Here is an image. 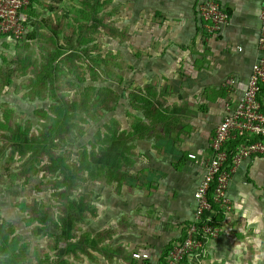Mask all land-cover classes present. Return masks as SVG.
Listing matches in <instances>:
<instances>
[{
  "label": "rangeland",
  "instance_id": "obj_1",
  "mask_svg": "<svg viewBox=\"0 0 264 264\" xmlns=\"http://www.w3.org/2000/svg\"><path fill=\"white\" fill-rule=\"evenodd\" d=\"M131 1L32 0L28 10L32 20L25 24L23 37L0 41V120L5 116L14 132L19 126L26 129L29 141L45 142L35 155H22L12 147L10 131L0 132V237H16L15 256L0 250V264H83V241L110 237L106 227L98 225V205L109 179L95 178L94 171L81 172L89 148L94 166L104 157L105 150L99 155L95 144L97 128L109 124L122 131L125 126L119 93L124 92ZM133 2L139 8L142 0ZM100 89H109L112 99L94 107ZM108 106L113 107L110 112ZM59 109L62 128L49 135L51 116ZM87 123L93 127L86 130ZM80 157L74 170L79 177L67 191L60 186L64 174H59L55 161L65 159L73 166ZM261 157L257 170L242 180L240 223L232 230L239 234L234 237L239 249L231 255L225 252L224 257L211 258L207 253L205 258L201 254L205 244L201 257H192L191 264H221L222 258L224 264H264ZM218 229L217 238L223 232Z\"/></svg>",
  "mask_w": 264,
  "mask_h": 264
},
{
  "label": "crops",
  "instance_id": "obj_2",
  "mask_svg": "<svg viewBox=\"0 0 264 264\" xmlns=\"http://www.w3.org/2000/svg\"><path fill=\"white\" fill-rule=\"evenodd\" d=\"M133 1L124 43V92L119 93L124 154L117 155L116 168L111 165L108 190L98 205L99 228L106 227L110 237L84 240L83 264L168 260L166 250L169 256L193 219L194 194L211 155L209 138L226 105L244 95L260 57L257 15L264 0H215L229 19L208 40L198 16L202 0H142L139 8ZM261 156L235 164L229 182L232 212L218 225L220 237L205 243L203 257L239 249L234 239L239 234L232 230L240 223L242 180L257 170Z\"/></svg>",
  "mask_w": 264,
  "mask_h": 264
},
{
  "label": "built area",
  "instance_id": "obj_3",
  "mask_svg": "<svg viewBox=\"0 0 264 264\" xmlns=\"http://www.w3.org/2000/svg\"><path fill=\"white\" fill-rule=\"evenodd\" d=\"M27 0H0V37L18 40L23 37L26 25L21 11ZM198 16L203 22L206 40L228 23L229 14L215 0H202ZM259 36L257 45L260 57L248 78L244 95L235 105H226L222 120L209 138L211 155L205 173L194 197L196 207L193 219L186 226L185 237L172 245L166 264H179L184 257H198L210 239H216L219 227L213 224L217 210L227 213L232 208L229 182L235 173V164L241 160L264 155V2L257 15ZM243 138L235 147L233 165L225 167L229 143ZM252 138V139H250Z\"/></svg>",
  "mask_w": 264,
  "mask_h": 264
},
{
  "label": "trees",
  "instance_id": "obj_4",
  "mask_svg": "<svg viewBox=\"0 0 264 264\" xmlns=\"http://www.w3.org/2000/svg\"><path fill=\"white\" fill-rule=\"evenodd\" d=\"M32 1V0H30ZM30 1L27 0V5L26 7L21 11V16L23 19V23L28 24L31 16L29 15L28 10H30ZM28 17V20L26 19ZM109 89H100L98 95V99L95 103L94 107H98L101 106L103 104H106L105 99L109 100L112 99L111 95L108 94ZM105 93H107V95H105ZM261 94H264V83L261 85V90H260ZM113 107L108 106L107 112H110V110ZM56 115H52L51 116V120H52V125L50 126L51 129L49 131V135H51V133H58L59 130H61L62 128V123H60V117L63 114V110L59 109L58 111L55 112ZM1 114H3V112H1ZM55 116H57L58 118H56ZM6 117L4 116L3 121L0 120V132L3 131H10V137H9V141L10 143H12V147L15 148L16 150H18L22 155L26 152H30L31 154L35 155L38 151H41V149L44 148V141L43 139H41L38 142H32L29 141L27 138H25L26 136V131L24 130V128L22 127H18L16 132H14V130L12 131L10 128L6 125ZM93 127L92 124H85V128L87 130V128ZM96 135L97 138L95 139V144L98 147L99 150V155L101 154V152L103 150H105V154L104 157L102 156L101 158H98V160H96V165L94 166V162H95V155L93 153L92 149H88V151H85L83 154V159L85 161L86 166H82V174L85 173H92L94 171V175L95 178L96 176L105 180L109 179V173H110V168L111 165L114 166V168H116L118 164L117 159V155H122L124 154V132L123 130L120 131L118 129H114L113 127H111L109 124L107 125H100V127L97 128ZM252 139V138H250ZM241 140H243V138H240L237 141H233L231 142V144L229 145V147L227 148V161L225 163V167L229 168L231 165H233L232 163V159L234 157V153H235V147L238 145L239 142H241ZM91 147H93V143L90 144ZM114 150V152H113ZM114 155V157L111 159L110 158V154ZM61 163H58L55 161V163L58 164V166L56 167V169L59 168V170H61L59 172V174H64L62 176V179L60 181V186L62 185L67 191L73 189L72 185H73V181H76V179H78L79 175H77L78 173L74 172L77 171L78 165L79 163L82 161V158L80 157V160H73L72 162L75 164L73 166H71L70 164H68V162L65 159H61L60 160ZM79 161V162H78ZM56 166V165H55ZM223 212L217 210L215 217L213 218V224L218 226L223 219ZM188 226V224H187ZM186 232V228L184 229V233ZM185 237V234L183 236V238ZM10 239V241H8ZM182 239V238H181ZM16 237H0V250L3 253H7L10 254L11 257L15 256L16 253ZM20 247V254H23V244H21ZM15 248V251H13V249ZM172 248V246H171ZM171 248H169V253ZM166 258L169 259L168 256V251L166 250L165 252ZM167 260L164 262V264H166ZM187 263V257H184L179 264H186Z\"/></svg>",
  "mask_w": 264,
  "mask_h": 264
}]
</instances>
